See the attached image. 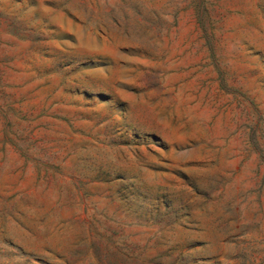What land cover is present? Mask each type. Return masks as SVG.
I'll list each match as a JSON object with an SVG mask.
<instances>
[{"label":"rangeland","instance_id":"1","mask_svg":"<svg viewBox=\"0 0 264 264\" xmlns=\"http://www.w3.org/2000/svg\"><path fill=\"white\" fill-rule=\"evenodd\" d=\"M0 264H264V0H0Z\"/></svg>","mask_w":264,"mask_h":264}]
</instances>
